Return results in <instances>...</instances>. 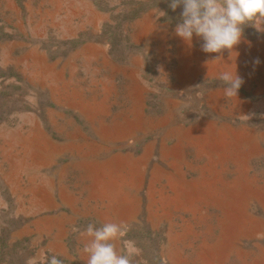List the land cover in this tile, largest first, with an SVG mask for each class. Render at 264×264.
Here are the masks:
<instances>
[{
    "label": "rangeland",
    "instance_id": "obj_1",
    "mask_svg": "<svg viewBox=\"0 0 264 264\" xmlns=\"http://www.w3.org/2000/svg\"><path fill=\"white\" fill-rule=\"evenodd\" d=\"M170 2L0 0V264L109 222L131 264H264V24L205 53Z\"/></svg>",
    "mask_w": 264,
    "mask_h": 264
},
{
    "label": "clouds",
    "instance_id": "obj_2",
    "mask_svg": "<svg viewBox=\"0 0 264 264\" xmlns=\"http://www.w3.org/2000/svg\"><path fill=\"white\" fill-rule=\"evenodd\" d=\"M181 5L182 22L177 23L175 35L185 42H191L194 35L201 38V50L205 53L231 50L240 43L244 26L264 24V0H171L169 7L175 11ZM218 80L226 85L224 93L227 97L237 96L244 82L237 73L233 75L228 71L222 72ZM126 228L123 223L109 222L99 228L89 223L84 230L91 238L83 248L88 254L86 264H131L129 255L118 254L112 243ZM48 264H63V261L52 256Z\"/></svg>",
    "mask_w": 264,
    "mask_h": 264
}]
</instances>
